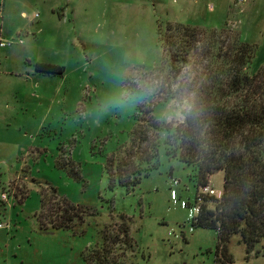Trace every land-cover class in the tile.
Wrapping results in <instances>:
<instances>
[{"label":"rangeland","instance_id":"374dc122","mask_svg":"<svg viewBox=\"0 0 264 264\" xmlns=\"http://www.w3.org/2000/svg\"><path fill=\"white\" fill-rule=\"evenodd\" d=\"M3 1L0 264H93L104 246L110 264H214L217 231L192 225L195 198L207 193L163 113L176 100L185 116L205 79V31L225 49L236 38L254 47L250 70L264 77V0L243 15L231 0H7L2 15ZM168 22L199 30L176 79L157 70ZM37 65L62 71L40 73ZM141 78L159 91L146 96ZM185 79L193 85L179 90ZM223 176L209 178L217 194ZM48 187L82 210L71 228L40 225ZM227 249L234 264H264V240L246 254L234 235Z\"/></svg>","mask_w":264,"mask_h":264},{"label":"trees","instance_id":"16d2710c","mask_svg":"<svg viewBox=\"0 0 264 264\" xmlns=\"http://www.w3.org/2000/svg\"><path fill=\"white\" fill-rule=\"evenodd\" d=\"M197 32L195 27L168 22L159 31L165 59L157 70L176 79L192 61L200 43ZM203 38L208 73L193 93L174 137L181 160L197 169L202 189L209 186L213 174L224 175L220 197L207 193L195 198L192 225L217 231L214 264H234L227 249L232 236H239L246 254L264 240V77L250 70L254 47L236 38L225 49L214 30L205 31ZM36 71L60 74L62 69L37 65ZM186 80L179 90L193 85ZM81 213L54 188L43 189L37 215L42 228H71ZM111 253L104 246L93 256V264H110Z\"/></svg>","mask_w":264,"mask_h":264},{"label":"clouds","instance_id":"9594fccd","mask_svg":"<svg viewBox=\"0 0 264 264\" xmlns=\"http://www.w3.org/2000/svg\"><path fill=\"white\" fill-rule=\"evenodd\" d=\"M132 75L136 77L137 73H133ZM138 87L146 96L155 95L159 91V86L157 84L144 78L139 80ZM163 119L166 123L172 124L173 127H178L179 124L183 123L184 119L183 106L176 100L169 102L163 113Z\"/></svg>","mask_w":264,"mask_h":264},{"label":"crops","instance_id":"0c3cea01","mask_svg":"<svg viewBox=\"0 0 264 264\" xmlns=\"http://www.w3.org/2000/svg\"><path fill=\"white\" fill-rule=\"evenodd\" d=\"M231 2H232V5H233V7L234 8H236L237 9V7H242V8H240V9H238V10H236V13H237V15H243L244 13H246V11L247 10H250V8L253 6V4H250L251 2H252V0H248V2H245V3H243V4H238L237 2H236V0H231ZM6 5H7V0H4L3 2H2V15H3V13L5 12L4 11V9H5V7H6ZM249 5V7H247ZM180 9H186L187 10V7H186V4H183V6L180 8ZM207 9H208V7H207ZM66 12V13H65ZM208 13H210V14H214V12H215V9H214V7H213V10L212 11H207ZM71 11H69V9H67V10H64V12H62L60 15L63 17V21H64V23L66 22V23H68L69 22V20H70V17H71ZM24 13L22 12V16L23 17H25L26 16V14H24ZM8 16H9V21L10 22H14L13 21V19H12V16H11V14L10 13H8ZM21 15H18V18L19 19H21V17H22ZM5 19V17H3V20ZM4 24H5V21H3V24H2V27L1 28H4ZM235 24V23H234ZM227 26V23H226V25H225V27ZM236 24H235V26H234V28H236ZM14 26H10L9 28H13ZM22 28V27H21ZM43 28H45V27H43ZM202 28V27H201ZM213 28H215V27H213ZM2 33H3V31H2Z\"/></svg>","mask_w":264,"mask_h":264},{"label":"built area","instance_id":"2783aa9c","mask_svg":"<svg viewBox=\"0 0 264 264\" xmlns=\"http://www.w3.org/2000/svg\"><path fill=\"white\" fill-rule=\"evenodd\" d=\"M238 4H243L245 2H248V0H236ZM208 10L212 11L213 10V5H208ZM6 43L2 42L0 40V47L4 46ZM206 193L209 194V196H215V197H220L221 194H217L212 188H209V186L205 189ZM1 227V226H0Z\"/></svg>","mask_w":264,"mask_h":264}]
</instances>
